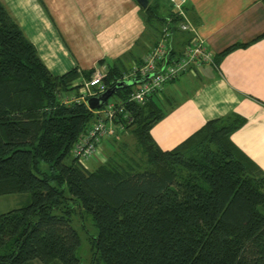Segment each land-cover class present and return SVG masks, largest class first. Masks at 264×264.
Returning <instances> with one entry per match:
<instances>
[{
  "label": "trees",
  "instance_id": "1",
  "mask_svg": "<svg viewBox=\"0 0 264 264\" xmlns=\"http://www.w3.org/2000/svg\"><path fill=\"white\" fill-rule=\"evenodd\" d=\"M159 5L140 8L137 49L106 65V89L141 63L163 28L181 32L171 6L160 15ZM263 38L225 48L214 65ZM93 71L53 76L0 0V196L30 195L0 214V264H82L75 223L84 229L87 216L96 231L90 264H264V172L231 140L245 118L208 120L162 150L150 131L167 110L155 96L131 106L132 142L106 141V160L88 170L71 149L94 117L58 95L77 93L74 83ZM132 89L118 90L115 101Z\"/></svg>",
  "mask_w": 264,
  "mask_h": 264
},
{
  "label": "crops",
  "instance_id": "2",
  "mask_svg": "<svg viewBox=\"0 0 264 264\" xmlns=\"http://www.w3.org/2000/svg\"><path fill=\"white\" fill-rule=\"evenodd\" d=\"M1 1L53 76L74 68L105 70L108 63L137 49L135 42L144 31L135 0ZM157 1L168 9L166 0L148 3ZM185 8L215 55L264 32L261 0H187ZM189 37L176 31L170 44L180 51ZM185 76L188 91L177 101L176 84ZM161 97L167 114L150 134L162 150L175 148L208 120L235 112L246 123L231 140L264 172V38L231 51L217 66L203 65L166 84Z\"/></svg>",
  "mask_w": 264,
  "mask_h": 264
},
{
  "label": "built area",
  "instance_id": "3",
  "mask_svg": "<svg viewBox=\"0 0 264 264\" xmlns=\"http://www.w3.org/2000/svg\"><path fill=\"white\" fill-rule=\"evenodd\" d=\"M173 12L180 18L178 30L189 34L187 43L182 49L172 54L171 40L173 34L167 27L162 29V36L157 44L142 58L140 64H132L130 71L122 80H134L133 89L124 101L108 99L97 109H89L87 100L97 97L105 91L103 84L105 70L96 69L89 79L80 78L78 92L58 95L63 105L84 104L92 113L94 120L71 149L72 158L80 163L87 160L103 161V149L106 141L119 139L127 134L134 117L131 106L144 105L152 97H161L166 84L177 78L194 74L203 65H214V52L201 38L186 14L187 0H166Z\"/></svg>",
  "mask_w": 264,
  "mask_h": 264
},
{
  "label": "rangeland",
  "instance_id": "4",
  "mask_svg": "<svg viewBox=\"0 0 264 264\" xmlns=\"http://www.w3.org/2000/svg\"><path fill=\"white\" fill-rule=\"evenodd\" d=\"M162 4V3H161ZM167 12V9L163 5H159L158 7V13L160 15H165ZM189 83V78L187 76L180 79V82H177L176 84V93L175 91V97L178 101L180 99V95L186 94L188 90L184 89L186 88ZM110 100H115L116 96H112L109 98ZM167 107V105L163 106ZM121 138L126 139L128 142H132V137L128 134H125ZM106 147L102 150L103 151V161L106 160ZM101 163V162H99ZM83 165L88 169L91 170L93 167L98 165V162L95 160H87L83 162ZM30 195L28 193H21V194H8V195H2L0 196V214L8 212L10 210L18 209L21 207H24L29 203ZM75 227L78 229L79 237H80V247L78 249V256L82 260V264H90L92 252L89 248L88 241L91 239L92 236L95 235L96 231L94 227L91 224L90 218L87 216V219L84 220V229H80L79 222L75 223ZM33 264H41L39 262H34ZM52 264H60L59 262H53Z\"/></svg>",
  "mask_w": 264,
  "mask_h": 264
},
{
  "label": "water",
  "instance_id": "5",
  "mask_svg": "<svg viewBox=\"0 0 264 264\" xmlns=\"http://www.w3.org/2000/svg\"><path fill=\"white\" fill-rule=\"evenodd\" d=\"M135 1L143 9H145L148 6V0H135ZM136 83L139 82H136L134 80H127V81L120 80L116 82L112 87L105 89V91L99 94L97 97L89 98L87 100V106L89 107V109H97L102 104H104L110 97L115 95V93L118 90L135 85Z\"/></svg>",
  "mask_w": 264,
  "mask_h": 264
}]
</instances>
